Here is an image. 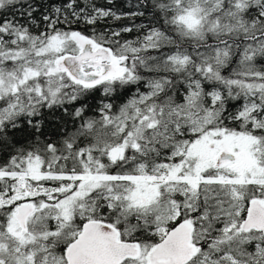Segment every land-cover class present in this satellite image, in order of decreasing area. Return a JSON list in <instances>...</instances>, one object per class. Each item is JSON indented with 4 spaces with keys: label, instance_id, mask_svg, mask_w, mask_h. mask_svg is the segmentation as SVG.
Instances as JSON below:
<instances>
[{
    "label": "snow or ice",
    "instance_id": "6c2138e0",
    "mask_svg": "<svg viewBox=\"0 0 264 264\" xmlns=\"http://www.w3.org/2000/svg\"><path fill=\"white\" fill-rule=\"evenodd\" d=\"M0 264H264V0H0Z\"/></svg>",
    "mask_w": 264,
    "mask_h": 264
},
{
    "label": "trees",
    "instance_id": "16d2710c",
    "mask_svg": "<svg viewBox=\"0 0 264 264\" xmlns=\"http://www.w3.org/2000/svg\"><path fill=\"white\" fill-rule=\"evenodd\" d=\"M98 3H106V0H98ZM116 3L118 6L124 7L128 3V0H116ZM123 23H127V21H124Z\"/></svg>",
    "mask_w": 264,
    "mask_h": 264
}]
</instances>
